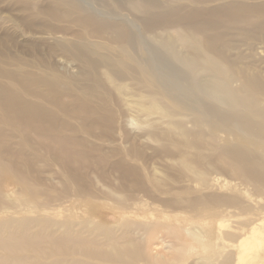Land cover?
Instances as JSON below:
<instances>
[{
	"label": "rangeland",
	"instance_id": "1",
	"mask_svg": "<svg viewBox=\"0 0 264 264\" xmlns=\"http://www.w3.org/2000/svg\"><path fill=\"white\" fill-rule=\"evenodd\" d=\"M55 6L56 0H0V85L8 81L17 86L55 116L51 124L60 131L55 135L59 145L37 128L17 130L0 123V222L14 225L4 232L19 236L25 231L31 239L0 249V260L264 264V248L257 256L246 255L239 234L224 242L210 219L212 212L222 211L226 228L250 221L262 227L264 116L217 103L177 79L187 90L181 94L135 56L124 62L113 37H95L78 25L79 11ZM94 6L103 9L99 3ZM53 7L59 17L47 13ZM238 32L228 33L231 47L221 61L233 89L248 96L253 93L248 76H258L264 86V35ZM162 36L184 50L176 32ZM11 75L22 77L26 85L11 82ZM31 91L41 99L31 97ZM257 99L258 110L264 111V93ZM214 111L240 125L221 120ZM63 148L71 150L73 164L64 160ZM175 230L182 231H177L180 238ZM120 248L124 253L116 255Z\"/></svg>",
	"mask_w": 264,
	"mask_h": 264
},
{
	"label": "bare ground",
	"instance_id": "2",
	"mask_svg": "<svg viewBox=\"0 0 264 264\" xmlns=\"http://www.w3.org/2000/svg\"><path fill=\"white\" fill-rule=\"evenodd\" d=\"M84 3L89 4L88 7L85 6ZM97 3H99V6L103 9L96 8L94 4ZM57 6H70L76 13L79 11L82 16H79L77 20L78 25L88 27L95 37H113L118 44L114 50L122 55L124 62L128 56H135L134 59L147 64L153 69L158 80L176 87L181 94L185 95L187 90L176 84L177 79L191 84L193 89L217 103L232 105L234 108H244L253 113L259 112L264 116V111L258 110L257 95L261 92L264 93V86L260 85L261 81L258 76H248L247 86L252 89L253 93L246 96L242 94L241 91L233 89L231 84L232 78L229 76L230 71L223 61H221L224 52L231 47V42L227 39L228 33L232 35V33L237 34L236 32L240 31L238 33L252 38L264 35V0H93L92 2H89V0H56L55 7ZM109 6H111L112 9H110ZM48 10L50 11V9ZM49 11L47 13L50 16H58V14L54 13L56 11L55 9L51 11L52 13ZM61 14L63 15L62 12ZM170 31H174L178 34V40L182 42L184 50L180 51L175 42L162 36L164 33ZM151 39H153V41H151ZM66 40L68 41V38L64 41ZM87 44L90 45L91 43ZM92 45L93 47L95 46V44ZM74 47L76 48L77 46ZM210 54H212L213 57L211 60H207L206 56H210ZM124 68L128 70L126 65H124ZM124 68L123 70L126 72ZM130 70L131 69H129V71ZM8 79L12 80L11 82L19 80L23 84V87L27 83L22 77L19 78L15 76L14 78L13 75L8 77ZM16 87L8 81L0 85V123L10 125L17 130H30L33 127L37 128L39 134L43 136H46L45 134L52 135L49 137L51 142L60 145L59 140L57 139V143L55 140V135L60 131L58 130L57 132V129L52 127L53 124H51V119L55 116L48 113L45 108L32 98H28L27 94L19 91ZM27 90L30 91V88H27ZM29 94L33 98L41 99V97L33 93V91L29 92ZM191 101L195 105L198 104L196 96H192ZM54 104L56 103L54 102ZM209 111L213 112L211 109H209ZM64 113L67 114L66 112ZM216 113L221 120L240 125V122L233 117L219 112ZM229 150L233 151L232 149ZM64 152L67 155V157L66 155L64 157V160H66L68 156H71V150L64 149V151L62 150V154ZM233 153L234 155L236 154L235 152H232V154ZM228 154L229 153H227V155ZM224 156L226 157V153ZM234 158H232L233 160L230 162L233 163L234 161L237 165V160ZM70 160L68 158L67 162L73 164V160L71 162ZM246 161H248V159ZM252 162L257 163L253 160ZM0 163L2 165V159ZM238 163L239 165L241 164L240 161H238ZM243 163L247 164L246 162ZM233 164L235 165V163ZM188 165L189 164H187V167ZM251 165L254 168L255 164ZM257 165L260 164L258 163ZM189 166L191 168V165ZM237 166L234 167L236 168ZM69 167L72 168V166ZM240 168L242 170V167ZM257 169V167L254 169L255 172ZM249 174L247 173V175ZM247 178L249 179V177ZM252 178L250 177L251 180H253ZM215 204L217 205L218 203ZM260 212H262L264 219V207L260 209ZM112 215L114 218H118V215ZM225 217V212L222 213V211H215L210 214V219L218 224V229L220 234L222 233L224 242H233V236L239 234V243L246 251L245 254L247 255L249 253L257 256L259 254L257 252L261 248H264V220L262 227H260L258 223L250 221L244 226H231L226 228L227 225L225 223L227 221L224 220ZM12 226L14 225L10 224V222H0V249L17 248L21 241L29 244L31 239L29 236L23 234L25 231L20 233L22 235L19 236L15 235L14 232L10 233V231H12L10 229ZM22 227H25V225ZM5 228L10 229L9 233L3 231ZM245 230H247V232H244ZM175 231L178 233L181 230ZM16 234L18 233L16 232ZM178 234L180 238L182 233ZM200 238L195 237L194 239L201 243ZM234 239L237 240V237ZM61 241H63V239ZM56 242L57 241L54 239V243ZM204 242L205 241H202V243ZM127 251L126 249L125 252ZM118 253L124 252H122L120 248L117 249L116 255H119ZM126 256L128 255L126 254ZM4 257L0 260V264L23 263L25 258L17 256L10 258V261H8L9 257ZM216 259H218V257ZM228 259H226L225 262L231 261V259ZM25 262H27V260ZM230 263L232 262H229V264ZM220 264H225L224 260L222 263L220 262Z\"/></svg>",
	"mask_w": 264,
	"mask_h": 264
}]
</instances>
